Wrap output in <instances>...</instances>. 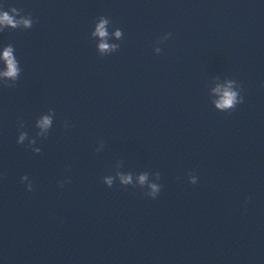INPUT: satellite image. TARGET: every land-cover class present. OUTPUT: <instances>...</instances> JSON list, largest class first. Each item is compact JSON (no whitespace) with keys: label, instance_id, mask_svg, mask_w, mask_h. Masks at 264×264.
<instances>
[{"label":"water","instance_id":"95a60500","mask_svg":"<svg viewBox=\"0 0 264 264\" xmlns=\"http://www.w3.org/2000/svg\"><path fill=\"white\" fill-rule=\"evenodd\" d=\"M0 8L33 19L0 33L21 66L14 86L0 84V264H264L262 0ZM100 16L123 32L108 56L91 37ZM228 81L244 101L218 112L211 93ZM49 113L40 137L35 121ZM117 171L159 174V196L108 188Z\"/></svg>","mask_w":264,"mask_h":264},{"label":"clouds","instance_id":"9594fccd","mask_svg":"<svg viewBox=\"0 0 264 264\" xmlns=\"http://www.w3.org/2000/svg\"><path fill=\"white\" fill-rule=\"evenodd\" d=\"M262 2H264V0H262ZM10 11L12 13L11 15L9 12L0 8V33L7 29H21L26 31L32 28L33 19L30 15L21 16L15 9H11ZM109 27L110 20L104 16L98 17L92 27L91 37L94 39L99 38L100 40V43L96 46V51L100 56H108L116 53L118 50L117 45L109 44L106 41L112 38L120 40L123 36V32L119 28H114L110 35L108 31ZM170 35V33L165 35L159 42L164 43L169 39ZM159 53L160 49L156 48L155 54L159 55ZM20 76L21 66L17 60L15 48L11 44L0 45V84H3L5 87L14 86ZM211 95L215 97L211 102L213 108L222 113L235 110L237 106L244 101V97L241 95V88L239 84L234 81L226 82L223 87L217 86L213 89ZM53 123L54 115L52 113L38 117L35 121L37 135L46 138L53 127ZM26 140H28L27 146L31 148L33 154L39 155L41 149L39 147H33L36 143L35 140H29L27 133L19 132L16 143L18 145H24ZM102 147L103 145L101 144L100 148H97L96 151L99 152ZM159 181V174L155 177H150L147 172H139L133 176L131 173L117 171L115 175H108L103 178V184L108 188H111L114 183L118 182L121 187L139 188L152 200H155L160 194L161 185ZM21 182H27V191H32V184L28 176L21 177ZM188 182L195 185L198 182V177L190 175ZM60 186L63 187V184Z\"/></svg>","mask_w":264,"mask_h":264}]
</instances>
